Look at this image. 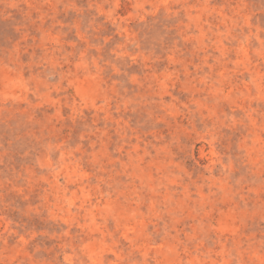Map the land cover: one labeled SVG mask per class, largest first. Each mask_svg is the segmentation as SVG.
Returning a JSON list of instances; mask_svg holds the SVG:
<instances>
[{"label": "rangeland", "instance_id": "374dc122", "mask_svg": "<svg viewBox=\"0 0 264 264\" xmlns=\"http://www.w3.org/2000/svg\"><path fill=\"white\" fill-rule=\"evenodd\" d=\"M0 264H264V0H0Z\"/></svg>", "mask_w": 264, "mask_h": 264}]
</instances>
